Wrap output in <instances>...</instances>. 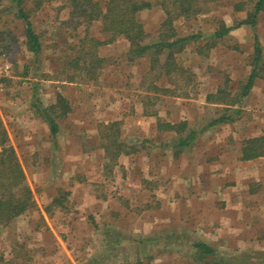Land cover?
I'll return each mask as SVG.
<instances>
[{
	"label": "rangeland",
	"instance_id": "1",
	"mask_svg": "<svg viewBox=\"0 0 264 264\" xmlns=\"http://www.w3.org/2000/svg\"><path fill=\"white\" fill-rule=\"evenodd\" d=\"M68 1L24 0L23 9L42 43L35 56L26 47L17 7L10 0H0L2 121L12 125L16 137H28L42 127L33 116L50 108L58 95L71 108L56 118L55 140L51 136L50 141L45 136L39 139L49 143L39 144L37 153H27L22 161L34 197L48 203H41L36 232L23 225L24 235L14 247L17 256H0V264H21V260L26 264H196L187 256L194 239L209 243L224 260L248 257L232 264H264V193L253 194L264 178L252 173L248 192L243 190L247 177H237L234 184L240 187L228 200L239 201L233 205L235 213L227 216L225 226L215 223L208 228L201 222V213L218 217L209 207L218 201V194L205 198V203L204 180L190 182L189 161L180 156L183 149L175 154L178 151L170 146L174 132L157 126L169 118H185V108H196L198 99L219 88L225 90V100L235 99L230 95L240 92L243 81L239 78L244 65L250 68L258 40L264 67V10L255 30L241 33L237 29L221 38L188 44L174 57L188 73L176 71L168 78L159 64H152V56L134 57L124 37L97 47L81 41L87 35L102 40L104 34L99 21L89 23L71 14L73 6ZM236 1L217 0L189 20L178 19L175 27L180 34L207 35L222 21L233 25L244 14L234 15ZM239 1L248 2L245 9L250 7V0ZM164 16L160 7L137 13L146 41L157 40ZM94 56L103 60L97 63ZM75 59L80 67L74 66ZM158 61H163V55ZM263 88L262 83L228 108L216 101L221 105L204 104L198 114H188L190 128L201 134L188 151L217 154L215 161L218 153L232 154L247 132L264 125ZM232 108L240 110L232 115V122L209 125L231 114ZM35 124L41 126L32 130ZM0 138L5 139L1 129ZM195 158L193 163L199 165V157ZM54 193L49 202L46 195Z\"/></svg>",
	"mask_w": 264,
	"mask_h": 264
},
{
	"label": "trees",
	"instance_id": "2",
	"mask_svg": "<svg viewBox=\"0 0 264 264\" xmlns=\"http://www.w3.org/2000/svg\"><path fill=\"white\" fill-rule=\"evenodd\" d=\"M217 0H103L101 4L96 0H69L73 9L71 14H76L78 17L84 18V21H99L100 32L104 34L103 39L99 40L92 36H85L81 41L86 40L92 42L97 47L101 44H108L115 41L118 37H124L129 43V52L134 57L152 56L150 60L152 64H159L162 72L169 78L172 73L185 72L188 73L185 67L175 62V55L180 53L186 45L191 42H197L199 39L206 38H221L226 35L231 27H226L222 22L217 29L212 32L205 33H178L175 27V21L180 18L189 20L198 14L204 12V9ZM12 5L17 8V13L22 18L25 28L26 47L37 56L42 50V43L35 32L32 21L23 9L24 0H10ZM248 4V2L246 3ZM250 7L247 8L246 18L237 22L236 26L243 24L255 25L257 15L264 10V0H250ZM160 7L165 16L159 25V34L156 41H146V30L144 25L137 19V13L143 10H151ZM239 8V6H238ZM237 8V9H238ZM208 41V40H207ZM213 45V44H212ZM211 45V46H212ZM262 50L259 42L255 41L253 48V58L250 61L251 72L247 76L242 87V96L247 95L249 89L253 85L254 80L262 75L261 70L264 69L260 64ZM163 55V61H158V56ZM97 63L103 59L94 56ZM75 67H80L77 59L73 61ZM225 90L219 88L215 93L216 101H223L222 104L233 105L240 98L234 97L230 100H225L223 96ZM220 95V96H219ZM211 94H208L209 100ZM228 96V95H227ZM224 97V98H223ZM58 109V112H56ZM60 109V110H59ZM71 108L67 101L60 95L56 99V103L50 108H43L41 116L48 123L51 134H55L57 124L55 118L66 115ZM231 114L221 115L210 122L209 125H214L221 122L231 121L233 114H238L239 111L233 108ZM151 115L155 111L150 112ZM115 123V122H114ZM164 129L174 131L180 134L184 131V125L164 124ZM198 130H189L185 136H180L174 142V147L182 149L189 147L195 140ZM105 137V136H104ZM108 148H105L107 153ZM243 159H253L264 155V136L249 139L245 142ZM32 193L28 187L25 175L21 168L14 150L11 147L3 149L0 155V223L7 224L13 218L24 212L30 207H33ZM150 240V239H146ZM187 255L191 261L196 264H232L240 259L247 261L248 257H235L224 260L219 255L217 250L210 247L200 240H192L187 250Z\"/></svg>",
	"mask_w": 264,
	"mask_h": 264
},
{
	"label": "crops",
	"instance_id": "3",
	"mask_svg": "<svg viewBox=\"0 0 264 264\" xmlns=\"http://www.w3.org/2000/svg\"><path fill=\"white\" fill-rule=\"evenodd\" d=\"M234 6H235V7H233L234 8V11H233L234 15H237V14L239 15L240 13H244L242 18H240L238 21L245 19L246 14H247V9H245L244 6H246V3L241 4L240 1L237 0L234 3ZM238 6H239V8H238ZM262 12L263 11H261L257 15L255 25H253V26L248 25V24L236 26L238 21L234 22L235 24L230 25V26L225 24V22H223V21H222V23L226 27H231L230 31H233V30L235 31L237 29L238 30L240 29V31L242 33V32H247L248 29L255 30L256 26H258L257 21H258L259 16ZM229 32L227 34H229ZM202 39H204V38H202ZM202 39H199V40H202ZM258 42H259V40H258ZM259 44H261V43L259 42ZM103 46H105V45H102L100 47H103ZM181 52L178 54H181ZM178 54H176V55H178ZM176 59H177V57H176ZM177 61L179 62L178 59H177ZM180 63H183V62H180ZM249 66H250V62H249ZM247 67H248V65H244L245 71H243L242 75L239 78L243 81V84H241L240 92L239 93L237 92L236 95H233V96L230 95V97L240 98L239 101L241 99H243V97H247L249 94L253 93L254 88H257V86H261L262 83L264 84V73H263L262 75L258 76L254 80L253 85L249 89L247 95L242 96V94H241L242 87L244 86L245 79L247 78V76L251 72V66L249 69ZM3 71H6V70H3ZM241 80H239V82ZM237 84H238V81H237ZM235 89H237V85L235 86ZM215 93L213 94V93L208 92L206 95L203 96L202 99H198L197 102L199 103V106H197L196 108H194V106L192 108H190V106L185 108V113L187 114V116L185 118H182L181 120L169 118V119L165 120V122H162V123L158 122L157 126L160 127L162 131L173 133L174 131L165 130L163 125L164 124L179 125V124L183 123L184 131H182L180 134H183L182 136H185L187 134V131L191 130L190 125H189L190 116L188 114H191V113L198 114V112L204 107V104L214 103L215 105H221V103L217 104V102L215 100V97H216ZM208 94H211L209 100L207 99ZM237 103H234V105H236ZM0 104L2 105L1 102H0ZM54 104H51V106ZM221 106H223L225 108L230 107V105H227V104H222ZM1 109H2V111H1ZM236 110H238L240 112L239 108H236ZM2 112H5V107L0 108V129L5 134V139L0 138V155L2 154L4 148L11 147L14 150V153H15L18 161L21 164V168L23 170V173H24L25 179H26L28 174L25 171V167L23 166L22 161H23V159H25V156L27 155V153L28 154L37 153V151L39 150V147H38L39 144L49 143L48 141H47V143H44L43 142L44 139H47L50 141L49 136H51V139L53 140L54 139L53 136H56L58 134L59 127H58L56 118H55V122L57 124L58 131L54 135L51 134L50 127H49L48 123L44 120V118L41 116V114H37L39 117L33 116V118L42 122V127L41 128H35L36 126L37 127L41 126L39 124H35L34 127H32L31 129L33 130L35 128V130L41 131V134L37 135L36 131L33 130L32 133H28V137H26L24 135L16 137L17 133H15L13 127H11L12 125L9 126L2 121L4 118V115ZM61 117H63V116H61ZM228 122H232V121H228ZM234 124L236 125L235 129L238 130L239 126L235 122H234ZM3 125L5 126V128ZM227 125H229V124H227ZM5 130H6V132H5ZM27 131L29 132V130H27ZM198 132H197L195 140L191 143V145L198 139L199 135H201V134H198ZM180 134H176L174 132L175 137L171 139L172 142H171L170 146L173 149H175V151H178V152H174L175 154L180 152L179 150H177L179 148L174 147V142L180 136ZM261 136H264V125L263 124H260L255 129L252 128L249 133L247 132V135L244 136V138H242L239 142L236 143L238 146L235 148L234 151L232 150V154H230V155L226 154V156L225 155L222 156L221 153H218L219 159H217L216 161H215L216 157L215 158H213V157L217 154L199 153L198 155H196V153H194V151L192 154L190 151H188V150H190L191 145L189 147L182 148L183 151L180 154V156L181 157L185 156V158H187L189 161L188 166H189L190 173H187V178L191 179L190 182L191 181L195 182V180H196L195 178H200V179L202 178L204 180V182H203L204 187L201 191L202 195H204V197H203L204 201H205V198H207L209 200L210 195L215 196L216 195L215 193L218 194V197H217L218 201L215 202L212 206H209V207L213 208L210 210H214L216 213H218V217L212 218L209 215H206V213L204 211L201 213V217H200L201 222L204 223L205 225H208L207 226L208 228H211V226L214 225L215 223H218L220 227L225 226V224H227V221H228L227 216H232L235 213V211L232 209H235V206L237 205V203L239 201L228 202V200L233 196V194L237 193V190L240 187L239 185H237V183L234 184V182H236L235 179H237V177H241V176L247 177V180H245V182L247 181L246 184L244 181H241V182L242 183L244 182L245 188H243V190H247L248 192H250V187L252 186L251 178H252L253 174L264 178V155L255 157L253 159H243V152H242V150L244 149V146H245V142L247 140L257 138V137H261ZM43 137H44V139L42 140V142H40L39 139H41ZM202 141H203V139H202ZM213 141H214V138H211V142H213ZM63 146H66V144ZM233 147H234V145H233ZM195 156L199 157V159H197V160H199V165L198 164L195 165L193 163L196 160V158L194 160L192 158H194ZM213 165H215V166L213 167ZM204 178H206V180ZM258 180L259 179H257L256 181H258ZM26 183H27V181H26ZM249 183L251 184V186ZM29 186L30 185H28V187ZM29 188H30L31 193H32V199L31 200H32V202H34L33 207L28 208L27 210H25L24 212H22L21 214H19L15 218H13L11 221H9L7 224H3L2 222L0 223V256H2L4 258H10V257H14V256L16 257L17 256L16 249L14 247L16 246V242L19 241L20 237L22 235H24V233L21 229L22 226L26 225V227L28 229L33 230V233H35L36 231H34V229L36 227L37 216H39L40 210H41V212L43 211V209L41 208V203H42V205H45V204L47 205V203H48L45 200H43L42 197H39L40 198V201H39V198L34 197V193H33L31 186ZM191 188H193L192 183L190 184V189ZM190 191H193V190H190ZM262 193H264V183H262V187L254 190V192H253V194H256V195L262 194ZM55 194L56 193L52 194L50 197L49 196L47 197V195H46V198H48V200H50L49 202H51V200L54 198ZM189 194H190V192H189ZM34 198H36V202H35ZM36 203L38 204L37 207L40 208L39 210L36 209L37 208ZM205 203H206V201H205ZM234 204H235V206H233ZM200 205H203V208L205 209V206L203 203H200ZM215 219H217V220H215ZM48 225H51L50 222H48ZM194 240H197V239H194ZM200 241H202V242L206 243L207 245H209L210 247L214 248L213 246H211L206 241H204V240H200ZM7 242H10V247L8 246ZM13 249L15 252L13 251V253H12L11 251ZM19 263L26 264V261L21 260Z\"/></svg>",
	"mask_w": 264,
	"mask_h": 264
},
{
	"label": "built area",
	"instance_id": "4",
	"mask_svg": "<svg viewBox=\"0 0 264 264\" xmlns=\"http://www.w3.org/2000/svg\"><path fill=\"white\" fill-rule=\"evenodd\" d=\"M1 71V70H0Z\"/></svg>",
	"mask_w": 264,
	"mask_h": 264
}]
</instances>
